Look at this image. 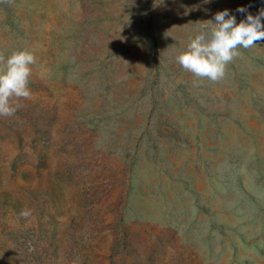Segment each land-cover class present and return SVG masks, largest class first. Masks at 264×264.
<instances>
[{
    "label": "rangeland",
    "instance_id": "rangeland-1",
    "mask_svg": "<svg viewBox=\"0 0 264 264\" xmlns=\"http://www.w3.org/2000/svg\"><path fill=\"white\" fill-rule=\"evenodd\" d=\"M261 8L0 0V53L37 57L0 118V264H264V41L218 82L176 61Z\"/></svg>",
    "mask_w": 264,
    "mask_h": 264
},
{
    "label": "clouds",
    "instance_id": "clouds-1",
    "mask_svg": "<svg viewBox=\"0 0 264 264\" xmlns=\"http://www.w3.org/2000/svg\"><path fill=\"white\" fill-rule=\"evenodd\" d=\"M208 2V0H206ZM246 13V7L237 10ZM264 8L256 15L248 13L239 23L227 9L218 11L214 20L202 25L194 38H190L187 49L177 57V63L198 81L222 80L227 66L242 55L240 49H251L264 41ZM37 57L32 51H13L5 57L0 53V118L13 117L23 107L21 100L32 98L30 77ZM31 209L20 212L22 218L32 216Z\"/></svg>",
    "mask_w": 264,
    "mask_h": 264
}]
</instances>
